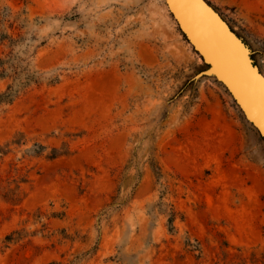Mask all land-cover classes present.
Instances as JSON below:
<instances>
[{"label": "rangeland", "instance_id": "1", "mask_svg": "<svg viewBox=\"0 0 264 264\" xmlns=\"http://www.w3.org/2000/svg\"><path fill=\"white\" fill-rule=\"evenodd\" d=\"M264 75V0H206ZM0 264H264V142L164 0H0Z\"/></svg>", "mask_w": 264, "mask_h": 264}, {"label": "water", "instance_id": "2", "mask_svg": "<svg viewBox=\"0 0 264 264\" xmlns=\"http://www.w3.org/2000/svg\"><path fill=\"white\" fill-rule=\"evenodd\" d=\"M178 31L264 142V75L246 42L206 0H164Z\"/></svg>", "mask_w": 264, "mask_h": 264}, {"label": "trees", "instance_id": "3", "mask_svg": "<svg viewBox=\"0 0 264 264\" xmlns=\"http://www.w3.org/2000/svg\"><path fill=\"white\" fill-rule=\"evenodd\" d=\"M5 63L6 62H4L3 60H0V78L2 79L4 77H8L13 81L15 79V76H13L15 75V73L13 70H11L10 74L12 75H8V73L6 72V67L4 66ZM12 97H13V84L10 83L9 85H7L6 89L3 92H0V104L10 102Z\"/></svg>", "mask_w": 264, "mask_h": 264}]
</instances>
